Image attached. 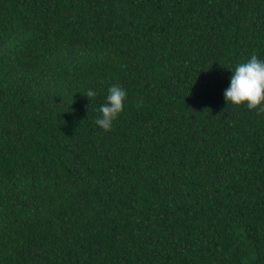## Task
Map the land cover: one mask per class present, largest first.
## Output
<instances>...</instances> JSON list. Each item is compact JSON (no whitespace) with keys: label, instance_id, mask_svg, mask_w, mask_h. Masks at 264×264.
<instances>
[{"label":"trees","instance_id":"16d2710c","mask_svg":"<svg viewBox=\"0 0 264 264\" xmlns=\"http://www.w3.org/2000/svg\"><path fill=\"white\" fill-rule=\"evenodd\" d=\"M253 54L264 0H0V264H264Z\"/></svg>","mask_w":264,"mask_h":264},{"label":"clouds","instance_id":"9594fccd","mask_svg":"<svg viewBox=\"0 0 264 264\" xmlns=\"http://www.w3.org/2000/svg\"><path fill=\"white\" fill-rule=\"evenodd\" d=\"M97 93L89 89L86 93L91 102ZM226 105L239 106L247 102L249 110L256 109L257 115L264 113V60L258 59L256 55L245 63H240L232 71L229 87L223 93ZM127 97V92L119 85H112L108 88L106 102L99 107L98 118L95 120L97 126L104 131H110L115 121L122 111V101ZM261 105L258 109L257 106Z\"/></svg>","mask_w":264,"mask_h":264}]
</instances>
